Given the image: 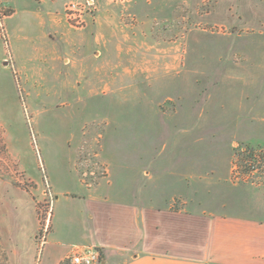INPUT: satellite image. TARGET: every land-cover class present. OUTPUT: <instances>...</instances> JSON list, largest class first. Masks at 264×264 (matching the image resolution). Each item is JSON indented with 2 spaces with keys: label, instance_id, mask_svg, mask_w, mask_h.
Wrapping results in <instances>:
<instances>
[{
  "label": "rangeland",
  "instance_id": "obj_1",
  "mask_svg": "<svg viewBox=\"0 0 264 264\" xmlns=\"http://www.w3.org/2000/svg\"><path fill=\"white\" fill-rule=\"evenodd\" d=\"M11 1L20 21L37 3ZM75 1L87 7L83 23L69 21L76 28L105 9L121 16L129 31L142 24L137 0H95L96 13L93 0ZM149 1L153 21L145 36L161 51L155 53L161 61L174 52V61L181 65L173 77L189 80L175 85L176 90L165 82L157 95H152L150 85H143L137 96L131 91L128 96L78 92L41 73L44 68L34 58L27 60L30 73L25 77L18 64L9 63L13 40L7 45L0 35V264H33L46 240L73 237L67 210L79 202L63 193L83 194L86 189L80 183L92 189L100 179H108L109 167L101 160L103 145L109 143L117 152L115 144L138 142V136L149 140L156 126L145 117L140 123L141 112L185 108L193 121L204 112L199 121L208 122V127L192 135L216 145L209 151L217 150V156L220 148L226 157L231 152L232 168L235 163L246 165L247 151H264V0ZM64 2L66 10L70 0ZM25 28L37 29L32 24ZM126 124L131 125L128 135ZM193 127L197 128L194 122ZM169 128L168 118L160 117V143L171 139ZM129 151L121 149L119 157ZM240 153L247 158L243 164ZM215 167L208 168L209 182ZM234 173L233 169L231 181L238 184L239 193L249 183H236ZM64 262L71 264L69 259Z\"/></svg>",
  "mask_w": 264,
  "mask_h": 264
},
{
  "label": "crops",
  "instance_id": "obj_2",
  "mask_svg": "<svg viewBox=\"0 0 264 264\" xmlns=\"http://www.w3.org/2000/svg\"><path fill=\"white\" fill-rule=\"evenodd\" d=\"M36 1L21 21L14 3H6L11 13L5 29L15 48L9 63L18 64L23 76H29L27 60L34 58L44 68L41 73L93 95L128 96L131 91L137 96L143 85L157 95L165 82L174 90L188 83L173 77L181 65L174 61L175 53L161 61L155 55L161 51L144 34L152 28L151 1L137 0L142 24L131 31L110 9L76 28L65 16L64 0ZM92 9L99 10L95 0ZM26 24L36 31H28ZM152 109L138 115L140 123L143 117L155 123L149 140L138 136V142L115 144L117 152L109 143L100 148L101 160L109 167L108 181L100 179L92 189L80 183L86 189L83 194L63 193L79 202L67 210L73 237L46 240L33 264H62L77 248L86 247L101 250L102 264H264V174L236 192L231 152L226 157L220 148L217 156V150L209 151L216 145L192 135L208 127L199 121L204 112L193 121L185 108ZM160 117L168 118L171 134L163 143ZM126 125L128 135L131 125ZM127 148L132 151L119 157L118 151ZM212 165L216 175L209 182Z\"/></svg>",
  "mask_w": 264,
  "mask_h": 264
},
{
  "label": "built area",
  "instance_id": "obj_3",
  "mask_svg": "<svg viewBox=\"0 0 264 264\" xmlns=\"http://www.w3.org/2000/svg\"><path fill=\"white\" fill-rule=\"evenodd\" d=\"M8 0H0V35L5 39L8 45V36L5 29V19L7 17L6 6ZM87 7L80 1L70 0L66 7V17L74 25L83 23V15L86 13ZM248 161L245 166L234 164V180L235 181H249L256 176L264 174V151H247ZM44 242V241H43ZM71 264H102V253L96 247H86L84 249L77 248L71 254Z\"/></svg>",
  "mask_w": 264,
  "mask_h": 264
},
{
  "label": "trees",
  "instance_id": "obj_4",
  "mask_svg": "<svg viewBox=\"0 0 264 264\" xmlns=\"http://www.w3.org/2000/svg\"><path fill=\"white\" fill-rule=\"evenodd\" d=\"M240 155H241V156H240V160H239V161H240V163L243 164V163H245V161L247 160V158L244 156L245 154L243 155V153H240ZM62 264H67V263L64 262V263H62Z\"/></svg>",
  "mask_w": 264,
  "mask_h": 264
}]
</instances>
